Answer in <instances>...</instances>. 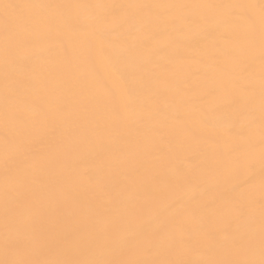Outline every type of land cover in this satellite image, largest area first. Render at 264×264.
<instances>
[{"label": "snow or ice", "instance_id": "snow-or-ice-1", "mask_svg": "<svg viewBox=\"0 0 264 264\" xmlns=\"http://www.w3.org/2000/svg\"><path fill=\"white\" fill-rule=\"evenodd\" d=\"M186 34L209 42L191 51ZM97 64L119 77L118 94ZM181 65L196 71L181 78ZM192 76L212 82L198 130L227 148L181 174L176 199L151 211L161 196L142 185L153 182V153L169 147L165 110L196 99ZM188 116L171 118L183 126ZM131 136V151L81 184L78 156ZM0 177V264H264V0H0ZM226 180L222 203L194 191Z\"/></svg>", "mask_w": 264, "mask_h": 264}, {"label": "bare ground", "instance_id": "bare-ground-1", "mask_svg": "<svg viewBox=\"0 0 264 264\" xmlns=\"http://www.w3.org/2000/svg\"><path fill=\"white\" fill-rule=\"evenodd\" d=\"M40 2H49V0H40ZM56 2H65V0H56ZM71 2L80 3H184V2H221V0H71ZM138 37L142 38L143 34L137 32ZM184 41L189 50L196 51L203 48L209 41L204 37H196L192 34H186ZM160 62V61H157ZM180 76L184 77L186 73L196 71L195 66L188 67L181 65ZM95 71L105 76L110 82L113 93L118 94L122 88V83L119 77L114 74L113 70L104 67L102 64H97ZM211 81H199L192 76L188 80L190 86V94L196 99L191 104H176L165 110L168 115L166 139L169 147L164 153H153V166L149 169V175L153 177V182L142 185V190L159 193L161 198L154 202L151 206V211H162L167 208V205L179 195V191L174 186L181 181V174L191 176L195 174L204 164L207 156H210L218 151H223L227 148V143L204 136L199 130L198 116L200 113L199 96L204 89L211 85ZM183 86V85H182ZM96 95L99 98V109L96 113L99 117L107 119L109 116V109L102 98L100 90H96ZM168 95L175 97V91L169 86ZM214 104H221L224 102V97L218 95L209 98ZM179 110L180 112L189 113L188 118L183 126L171 118L172 113ZM208 118L215 124H220L221 121L217 114L209 113ZM156 122H151L150 125H155ZM184 129L190 130V135H184ZM158 142V138H156ZM135 142V137H129V143L126 146L123 142L105 140L99 142L91 147L86 153L78 156L77 169L80 173L81 184L86 183L87 176L95 175L98 170L106 164L110 156L114 152H128L131 151L132 145ZM42 143H37L35 148L37 151L42 150ZM112 181H106L105 185L109 190L113 188ZM0 184H2V177H0ZM231 181L226 180L223 183L209 188L207 185H200L194 191L196 193H204L205 198L209 200H216L222 203L224 199L229 196V187ZM184 191L191 195L193 189H184ZM78 198H83L88 195V190L83 187L81 191L76 193ZM0 236H2V228H0Z\"/></svg>", "mask_w": 264, "mask_h": 264}]
</instances>
